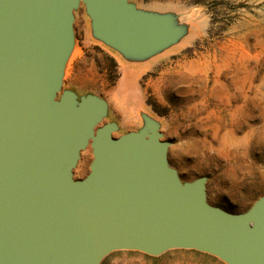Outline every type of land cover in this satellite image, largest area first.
I'll list each match as a JSON object with an SVG mask.
<instances>
[{
  "label": "water",
  "instance_id": "water-1",
  "mask_svg": "<svg viewBox=\"0 0 264 264\" xmlns=\"http://www.w3.org/2000/svg\"><path fill=\"white\" fill-rule=\"evenodd\" d=\"M137 63L175 43L167 16L127 0H0V264H100L116 250L193 249L225 264H264V196L242 213L206 201V177L182 182L159 122L113 137L106 102L57 93L73 11ZM89 144V172L74 178Z\"/></svg>",
  "mask_w": 264,
  "mask_h": 264
},
{
  "label": "rangeland",
  "instance_id": "rangeland-1",
  "mask_svg": "<svg viewBox=\"0 0 264 264\" xmlns=\"http://www.w3.org/2000/svg\"><path fill=\"white\" fill-rule=\"evenodd\" d=\"M127 1L169 17L179 38L137 63L90 22L80 2L56 99L64 90L78 99L102 98L107 110L97 126L115 123V138L138 130L146 113L159 122L168 165L180 180L204 176L208 204L245 212L264 196V0ZM91 160L88 144L73 177H84ZM100 264L225 263L193 249H170L159 256L116 250Z\"/></svg>",
  "mask_w": 264,
  "mask_h": 264
},
{
  "label": "bare ground",
  "instance_id": "bare-ground-1",
  "mask_svg": "<svg viewBox=\"0 0 264 264\" xmlns=\"http://www.w3.org/2000/svg\"><path fill=\"white\" fill-rule=\"evenodd\" d=\"M126 103H127V102H126V99L122 101V104H126Z\"/></svg>",
  "mask_w": 264,
  "mask_h": 264
},
{
  "label": "trees",
  "instance_id": "trees-1",
  "mask_svg": "<svg viewBox=\"0 0 264 264\" xmlns=\"http://www.w3.org/2000/svg\"><path fill=\"white\" fill-rule=\"evenodd\" d=\"M113 61V59H111ZM114 62V61H113Z\"/></svg>",
  "mask_w": 264,
  "mask_h": 264
}]
</instances>
